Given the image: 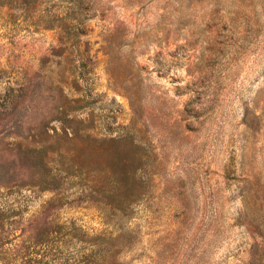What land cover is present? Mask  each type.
Listing matches in <instances>:
<instances>
[{
  "label": "rangeland",
  "instance_id": "1",
  "mask_svg": "<svg viewBox=\"0 0 264 264\" xmlns=\"http://www.w3.org/2000/svg\"><path fill=\"white\" fill-rule=\"evenodd\" d=\"M0 264H264V0H0Z\"/></svg>",
  "mask_w": 264,
  "mask_h": 264
}]
</instances>
